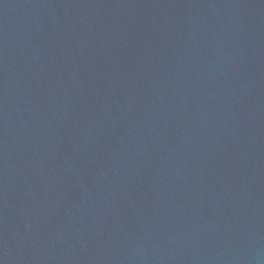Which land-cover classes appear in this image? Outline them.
<instances>
[{"label": "water", "instance_id": "1", "mask_svg": "<svg viewBox=\"0 0 264 264\" xmlns=\"http://www.w3.org/2000/svg\"><path fill=\"white\" fill-rule=\"evenodd\" d=\"M0 264H264V0H0Z\"/></svg>", "mask_w": 264, "mask_h": 264}]
</instances>
